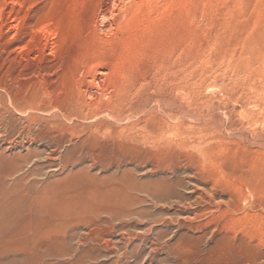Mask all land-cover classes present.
<instances>
[{"label":"rangeland","instance_id":"374dc122","mask_svg":"<svg viewBox=\"0 0 264 264\" xmlns=\"http://www.w3.org/2000/svg\"><path fill=\"white\" fill-rule=\"evenodd\" d=\"M0 262L264 264V0H0Z\"/></svg>","mask_w":264,"mask_h":264},{"label":"bare ground","instance_id":"6f19581e","mask_svg":"<svg viewBox=\"0 0 264 264\" xmlns=\"http://www.w3.org/2000/svg\"><path fill=\"white\" fill-rule=\"evenodd\" d=\"M62 142V141H61ZM57 143V142H56ZM58 145H59V143H58ZM63 145V144H62ZM61 145V146H62ZM53 146H55V143H54V145ZM57 146V145H56ZM55 148V147H54ZM59 148V147H58ZM55 150H57V149H55ZM65 150V149H64ZM60 154V153H59ZM60 156V155H59ZM113 219V218H112ZM0 264H3L2 262H0Z\"/></svg>","mask_w":264,"mask_h":264}]
</instances>
